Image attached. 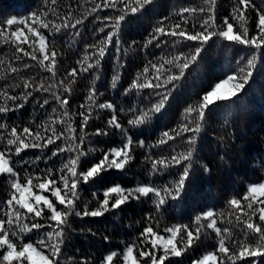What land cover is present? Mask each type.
I'll list each match as a JSON object with an SVG mask.
<instances>
[{
    "label": "snow or ice",
    "instance_id": "1",
    "mask_svg": "<svg viewBox=\"0 0 264 264\" xmlns=\"http://www.w3.org/2000/svg\"><path fill=\"white\" fill-rule=\"evenodd\" d=\"M86 2L91 7L79 17L74 16L72 5H68V11L61 15L57 11L58 0H43L41 9L22 18L0 17V42L11 46L14 60L22 65L16 67L9 62L7 71L19 73L33 67L38 69L35 76L22 77L14 87L0 89V178L8 182L7 197L0 200V264H62L73 231V217L81 220L101 218L122 210L132 201L143 203L146 199H151L155 212L160 214L166 210L170 200L181 199L196 176V166L200 165L198 142L207 114L219 103L237 97L253 76L258 56L264 57V0H260V5L254 0H233L229 14L222 18L221 23H217L218 0H203V6L181 8L176 13L179 19L174 23L165 26L164 21L169 18L164 17L146 39L145 49L149 45L160 48L162 44L169 43L166 38H171L173 46L182 43L191 46V42H195V47L188 53L181 51L171 58L161 57L160 63L149 61L123 89L126 97L133 93L139 95L146 89H152L159 97L150 108H129L132 115L127 120L128 127L120 122L115 103L98 102L103 93L95 85L89 88L84 102L78 105L79 110L73 111L72 85L77 77L95 73V79L99 80L110 49H114L112 55L119 62L123 25L129 22V17L144 14L156 0ZM105 10H111L115 15H108ZM101 12L105 14L101 16ZM89 16L102 24L97 31L104 36L96 44L87 45L82 59L77 61L78 67H73L63 79L58 80L63 53L57 48V40L65 36L70 39L81 37L78 26L83 25ZM250 19L254 23V32L249 27ZM213 38L248 49L246 63L242 67L238 65L235 74L211 85L197 105L186 108L184 123L163 131L154 144L146 145L145 139L137 138L143 135V131L133 130L142 129L154 116L163 114L177 82L185 77L192 65L198 63L205 46ZM4 63L0 60V65ZM120 67L124 65L120 64ZM173 68L178 69V73L173 72ZM120 79L119 72L113 75V89L117 88ZM9 87L16 94H12ZM17 89L20 91L16 92ZM52 102L58 107H52L51 114L44 113L46 119L35 124L34 128L31 124L9 123V114L24 109L29 103L45 109L46 106L51 107ZM97 110H106L111 117L104 128L97 127L89 133L86 129ZM76 117H79L78 124ZM90 136L117 137L119 144L108 149L89 147ZM177 138L183 141L185 150L176 152L173 149L170 156L155 159L151 155L145 156V160L151 162L150 175L170 172L178 167L180 171L176 179L159 186L149 182L126 188L116 183L98 189L92 193L97 206L91 209L81 200L82 185L99 184L104 174L111 170L125 172L135 159L136 147L158 148ZM30 150L34 151L33 156L25 159L21 154L26 155ZM97 152L100 155L96 162L88 159ZM41 163L45 167L41 168ZM85 164L91 166L85 168ZM200 167L206 174L211 171L207 165ZM227 207L230 211L226 223L231 227L220 226L218 220L223 221L225 214L214 209L198 214L194 228L177 224L164 227L162 232L159 221L149 215L145 218L146 226L137 237L138 242L126 244L122 252L111 251L100 264H176L171 258L193 250L202 243L209 230L217 239L215 251L192 259L191 264H264V179L246 184L243 194L230 198ZM87 231L96 235L91 228ZM103 239L107 242L109 237L104 236ZM82 264H87V261Z\"/></svg>",
    "mask_w": 264,
    "mask_h": 264
},
{
    "label": "trees",
    "instance_id": "2",
    "mask_svg": "<svg viewBox=\"0 0 264 264\" xmlns=\"http://www.w3.org/2000/svg\"><path fill=\"white\" fill-rule=\"evenodd\" d=\"M99 2V0H97ZM260 5V0H254ZM43 0H0V17H24L33 11L42 8ZM68 5H72L74 16H81L91 4L86 0H58L57 11L63 15L68 11ZM233 5V0H218V19L221 23L222 18L228 15ZM203 6V0H156L149 6L144 14H138L135 17H129V22L124 24L120 33L121 53L120 60L113 57L114 49L109 50V55L105 57L100 79H95V73H84L77 77L76 83L72 85L73 93L71 105L73 111H78V105L84 102L89 88L93 85L102 92L98 97V102H113L117 106V115L120 122L128 127L127 120L131 118L129 108H150L152 104L159 99L152 89H146L139 95L135 93L123 94V89L127 88L138 72H142L145 65L152 61L160 63L161 57L171 58L178 52L188 53L195 47V42L188 44H179L173 46L171 38H166L169 43L162 44L160 48L149 45L146 49L143 45L153 28L156 27L164 17L169 19L164 21L165 26L174 23L179 17L176 13L183 7ZM108 15H115L111 10H105ZM105 12H101L103 16ZM187 15V14H185ZM254 16V13H250ZM55 19L54 16L50 17ZM193 20L191 16L188 17ZM199 17L196 18L198 25ZM59 23V21H57ZM102 24L89 16L83 25L78 29L82 33L81 37L57 40V48L63 53L60 60L59 73L57 79H63L67 71L73 67H78L77 61L82 59L85 54L86 46L96 44L102 39L104 34L97 31ZM250 30L254 32L253 20L249 21ZM191 29V24H189ZM110 29H106L108 31ZM75 32V30H70ZM135 41V43H133ZM206 50L201 54L197 64L192 65L185 73V77L177 82L169 103L163 114H157L152 121L142 129L133 131H143V135L137 138L145 139L147 144H154L163 131L175 129L178 125L185 122V109L189 106H195L202 99L203 94L227 75L235 74L239 66H244L245 58L249 50L243 46L233 45L227 41L213 38ZM126 50V51H124ZM91 51V49H89ZM0 60L5 63L0 65V89L6 86H13L20 83L23 78L35 76L38 72L36 67L30 71H21L19 73H9L7 65L9 62L13 66L22 67L12 56L10 45L0 42ZM29 63H34L28 61ZM120 64L124 67L121 68ZM167 67V66H166ZM173 72L178 73V69L173 68ZM120 73L121 79L116 89L111 87V81L114 74ZM68 81L65 80V83ZM168 87H172L169 85ZM8 90L12 94L13 88ZM20 91L19 89L16 92ZM159 91L163 92L164 89ZM47 95V94H45ZM58 107L52 102L51 107L46 106L40 109L34 103H29L24 109L10 113L9 123L35 124L46 119L44 113L51 114V108ZM124 109L123 112L120 109ZM195 116V113L192 114ZM111 113L106 110H97L93 112V119L90 121L87 132L92 133L97 127L104 128ZM191 118V117H190ZM77 124L79 117H76ZM107 141V143H105ZM119 144L117 137H97L88 138V146L97 149H108ZM185 144L180 138L170 141L167 145L158 148H139L134 150L135 159L131 162L125 172L111 170L104 174V179L99 184L82 185L80 188V197L89 208L96 207V200L92 193L98 189L106 188L119 183L124 187H133L141 183H153L157 186L169 183L177 178L180 171L178 167L170 172L163 174L150 175L151 162L145 160V156L151 155L153 159L161 156H170L173 149L176 152L185 150ZM34 151L30 150L25 155V159L33 156ZM39 155V152H35ZM100 155L97 152L88 159L96 162V157ZM198 157L200 165H207L211 171L206 174L200 165L196 166V176L191 181L189 188L181 199L169 201L165 206L166 210L160 214L155 212L151 199H146L143 203L132 201L123 206L122 210L106 214L101 218H84L83 220L72 218V232L70 241L64 251L62 264H100V261L111 251L122 252L126 244L133 241L138 242L139 233L146 226V217L152 215L159 221V229L163 230L166 226L189 225L195 227V217L203 211L214 209L217 213L224 212L223 221L218 220L221 227H231L226 223L228 212L227 201L233 196L243 194L245 185L248 183L259 182L264 179V57L258 56L257 67L253 71L249 83L245 89L233 99L219 103L213 107L207 114V120L204 131L198 142ZM85 164L84 167H90ZM19 167V166H18ZM41 168L45 167L43 163ZM23 175V173H22ZM8 182L0 178V200L7 197ZM102 199V194L100 195ZM81 208L83 204L80 205ZM155 220L153 225L155 226ZM91 228L96 235L87 231ZM84 231H81V230ZM108 236L106 242L103 237ZM217 239L214 233L203 238L193 250H190L181 257L171 258L176 264H191L192 259H197L207 252L215 251ZM71 257V259H68Z\"/></svg>",
    "mask_w": 264,
    "mask_h": 264
}]
</instances>
